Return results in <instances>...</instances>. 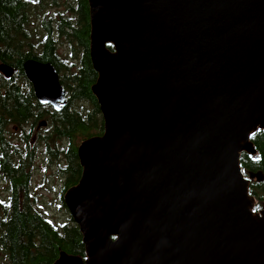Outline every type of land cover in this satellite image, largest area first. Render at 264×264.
<instances>
[{"label": "water", "instance_id": "obj_1", "mask_svg": "<svg viewBox=\"0 0 264 264\" xmlns=\"http://www.w3.org/2000/svg\"><path fill=\"white\" fill-rule=\"evenodd\" d=\"M87 1L103 132L78 145L63 195L84 255L52 264H264V206L240 166L264 130V0ZM23 68L61 109L55 67Z\"/></svg>", "mask_w": 264, "mask_h": 264}, {"label": "flooded vegetation", "instance_id": "obj_2", "mask_svg": "<svg viewBox=\"0 0 264 264\" xmlns=\"http://www.w3.org/2000/svg\"><path fill=\"white\" fill-rule=\"evenodd\" d=\"M26 2L28 20L25 34L29 45L26 51L31 50L37 53L33 58L28 59L40 63H51L55 67L59 84L65 91V104L61 109H55L49 103L42 104L38 101L33 84L24 75L23 63L28 59L21 64L17 62L16 57L11 63L0 61V64L9 65L12 68L10 76L0 71V112L2 113L0 114V230L1 225L15 210L39 216L43 214L32 205V201L40 195L39 190L51 188L48 184L50 178L53 182L58 179L63 181L59 197L63 207L68 211L63 195L69 187L63 190L69 181L75 179L76 174L72 167V155H70L71 143L64 134V114L61 113L67 108L70 112H77V117L85 121L94 116L90 114L94 110L90 101L77 100V96L67 92L64 86L67 82L62 78L64 72L54 65L60 64L64 68L71 66L69 69L73 71L83 67V60H86V41L82 38V34L89 30L88 7L86 10L84 0H26ZM47 4L59 5L61 9L57 13L52 11L53 13L48 16L50 12L47 10L49 8ZM46 26L49 28L48 35ZM44 39L52 42V62L40 58L39 54H42L44 50ZM60 47L64 49L60 50ZM13 88H19L25 92L18 98V102L27 110V114L14 113L15 105L9 101ZM74 102H89L91 110L88 103H85L86 108L82 104L79 109ZM97 116H101L103 132L102 115L96 114V121ZM62 141L67 143L63 144ZM35 165L41 167L43 176L32 175ZM34 179H37L36 182ZM14 198H16L17 207L14 206ZM62 226L57 228L61 229ZM7 261L11 264L8 258Z\"/></svg>", "mask_w": 264, "mask_h": 264}, {"label": "trees", "instance_id": "obj_3", "mask_svg": "<svg viewBox=\"0 0 264 264\" xmlns=\"http://www.w3.org/2000/svg\"><path fill=\"white\" fill-rule=\"evenodd\" d=\"M84 4L89 16L88 1ZM27 2L26 0H0V61L11 63L13 58L17 62L37 55L29 48L26 40ZM88 26V25H87ZM47 35L49 28L46 26ZM44 32V31H43ZM45 33V32H44ZM89 30L83 32L82 38L86 41V60H83V67L77 71L54 64L58 70L63 71V81L67 92L72 96H77V100L85 99L90 101L94 110L90 114L88 121L77 117V112L64 109L63 123L64 134L71 143L70 155L73 159V170L75 179L69 181L64 190L76 184L80 177L81 168L77 158V147L85 139L101 135V128H98L95 115L100 113L99 105L91 93V85L96 79V72L93 70L89 52ZM47 37V36H46ZM45 37V38H46ZM44 50L40 58L44 61H51L53 58L52 42L44 39ZM112 49L111 44H107ZM14 61V60H13ZM87 63V65H84ZM9 101L13 102L16 114H27V110L21 107L18 98L25 94L19 88L11 89ZM0 114H2L0 112ZM101 114V113H100ZM91 123V124H90ZM254 148L257 151L255 157H250L245 152L240 155V166L246 175H256V180L249 185V193L257 199L254 210L259 211L264 206V130L258 131L250 136ZM72 162V161H71ZM17 184L19 182L15 181ZM15 207L16 206V198ZM0 247L5 250L7 258L11 264H52L61 249L71 254L84 255L81 234L78 227L73 224H63L61 229L52 227L51 224L38 214H30L15 210L7 217L6 222L1 225Z\"/></svg>", "mask_w": 264, "mask_h": 264}, {"label": "rangeland", "instance_id": "obj_4", "mask_svg": "<svg viewBox=\"0 0 264 264\" xmlns=\"http://www.w3.org/2000/svg\"><path fill=\"white\" fill-rule=\"evenodd\" d=\"M47 5L49 6L47 10L50 12L48 16L51 15V13L53 12L55 13L59 12L61 9V7L59 8V5H51V4H47ZM63 49H64L63 47H60V50H63ZM59 53L61 54L62 52L60 51ZM85 103H88V105L90 106L89 110H91V104L89 102H85ZM85 103L84 102L82 103L74 102L75 105L79 106V109H81L82 104L84 105V108H86L85 105L87 104ZM96 119H97L96 123H97L98 128H101V122H102L101 116H97ZM62 143L66 144L67 142L62 141ZM40 169H41L40 166L35 165L33 167L32 175L43 176L44 174L40 171ZM36 180L37 179H34V182H36ZM48 184L51 186V188L45 189V190H39L38 192L40 195L37 196L34 201H32V205H34L36 208H38L43 213L40 215L42 218L47 220L51 225L55 227H59L63 224L75 225L69 212L66 210L65 207H63L62 201L59 197L60 196L59 193H61L60 188H61V185L63 184V181L61 179H58L56 182H53L51 181V178H50V182ZM256 203H257V199H256ZM0 264H8L5 252L1 248H0Z\"/></svg>", "mask_w": 264, "mask_h": 264}]
</instances>
